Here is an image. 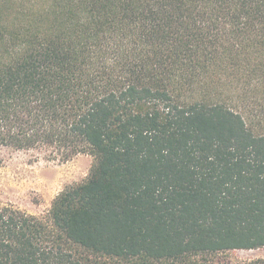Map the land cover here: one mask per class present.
Returning a JSON list of instances; mask_svg holds the SVG:
<instances>
[{"label": "trees", "instance_id": "16d2710c", "mask_svg": "<svg viewBox=\"0 0 264 264\" xmlns=\"http://www.w3.org/2000/svg\"><path fill=\"white\" fill-rule=\"evenodd\" d=\"M0 146L94 157L46 214L0 206V264L264 247V0H0Z\"/></svg>", "mask_w": 264, "mask_h": 264}, {"label": "rangeland", "instance_id": "374dc122", "mask_svg": "<svg viewBox=\"0 0 264 264\" xmlns=\"http://www.w3.org/2000/svg\"><path fill=\"white\" fill-rule=\"evenodd\" d=\"M93 164L94 157L86 153L64 162L37 150L0 146V206L12 205L44 215L65 187L87 178ZM208 259L213 264H252L264 259V247L231 249Z\"/></svg>", "mask_w": 264, "mask_h": 264}]
</instances>
